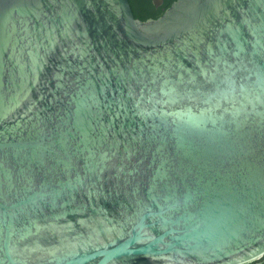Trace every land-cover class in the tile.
<instances>
[{"label":"water","instance_id":"95a60500","mask_svg":"<svg viewBox=\"0 0 264 264\" xmlns=\"http://www.w3.org/2000/svg\"><path fill=\"white\" fill-rule=\"evenodd\" d=\"M264 255V0H0V264Z\"/></svg>","mask_w":264,"mask_h":264},{"label":"flooded vegetation","instance_id":"af4514ba","mask_svg":"<svg viewBox=\"0 0 264 264\" xmlns=\"http://www.w3.org/2000/svg\"><path fill=\"white\" fill-rule=\"evenodd\" d=\"M128 1L131 10L133 12V15L135 17L144 15L145 19H147V18H156L159 15H161L164 9L167 8L174 0H128ZM169 2L170 4L168 5ZM263 263H264V255L254 261H251V264H263Z\"/></svg>","mask_w":264,"mask_h":264},{"label":"trees","instance_id":"16d2710c","mask_svg":"<svg viewBox=\"0 0 264 264\" xmlns=\"http://www.w3.org/2000/svg\"><path fill=\"white\" fill-rule=\"evenodd\" d=\"M170 4V2L168 3V5ZM167 5V6H168ZM137 18H139V19H141V20H144L145 19V17H144V15H141V16H139V17H137ZM246 264H251V262H249V263H246Z\"/></svg>","mask_w":264,"mask_h":264},{"label":"rangeland","instance_id":"374dc122","mask_svg":"<svg viewBox=\"0 0 264 264\" xmlns=\"http://www.w3.org/2000/svg\"><path fill=\"white\" fill-rule=\"evenodd\" d=\"M264 264V263H263Z\"/></svg>","mask_w":264,"mask_h":264}]
</instances>
